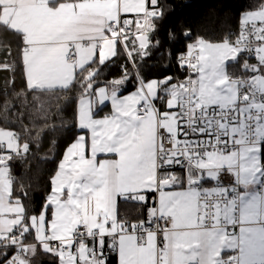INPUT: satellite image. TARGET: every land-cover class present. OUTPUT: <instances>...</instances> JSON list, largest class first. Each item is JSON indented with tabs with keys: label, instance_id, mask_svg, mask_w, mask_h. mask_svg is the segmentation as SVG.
Instances as JSON below:
<instances>
[{
	"label": "snow or ice",
	"instance_id": "obj_1",
	"mask_svg": "<svg viewBox=\"0 0 264 264\" xmlns=\"http://www.w3.org/2000/svg\"><path fill=\"white\" fill-rule=\"evenodd\" d=\"M168 10L167 0H0V41L16 38L25 80L18 103L0 104L21 128L0 126V264H264V0L216 38L208 25L182 30V81L141 71ZM121 57V74L103 79ZM0 71L16 69L0 61ZM66 127L37 203L32 160L48 163L43 140Z\"/></svg>",
	"mask_w": 264,
	"mask_h": 264
},
{
	"label": "trees",
	"instance_id": "obj_2",
	"mask_svg": "<svg viewBox=\"0 0 264 264\" xmlns=\"http://www.w3.org/2000/svg\"><path fill=\"white\" fill-rule=\"evenodd\" d=\"M249 0H167L169 5L168 14L162 23L158 25L159 31L156 33V38L159 40V48H153L151 56L144 62V66L141 71L148 77H161L165 75H171L177 80L182 76L183 69L177 67L176 56L177 53H183L188 41L185 37L181 36V31L186 28H191L194 33L200 34L206 32V25L210 27L213 32V37L216 38L220 35L219 29L225 27H235L241 10L246 7ZM169 32L175 34V39L169 38ZM10 48L11 56H5V49ZM17 53V40L11 35L3 37L0 41V61H11L13 67L16 69L15 75L11 71H0V104L5 99H8L11 103H18L14 98L15 92L24 88V75L22 69L18 65V58L15 56ZM170 53V55H166ZM124 58L121 57L116 61V66L111 67L104 71L102 78L109 79L112 76H119L121 74L120 65L123 64ZM132 65L128 66V72L131 74ZM14 79L15 84L6 87V80ZM128 90L131 91L132 85H128ZM59 107V105L57 106ZM110 107H106L102 114H107L110 111ZM20 111L27 113V108L17 110V114ZM75 113V105L70 104L61 113V118L65 125L70 127L73 123ZM15 121L14 115H8L0 112V126L6 129L11 128L16 131H21L20 125ZM26 124L28 121L25 119ZM51 124H60V119H53L49 121ZM72 132L68 128L57 130L50 133L43 140L41 145V151L38 156H48L49 162L41 164L39 159L32 160L31 171L36 172V165H40L41 174L38 181L39 186L35 188V200L38 203L41 196L45 194L48 189V173H50L55 164L51 162L53 158L58 157V154L63 150L66 142L71 139ZM55 139L58 144L51 145L50 141ZM51 147V154L49 149ZM19 175L22 170L16 169ZM34 206V205H33Z\"/></svg>",
	"mask_w": 264,
	"mask_h": 264
},
{
	"label": "built area",
	"instance_id": "obj_3",
	"mask_svg": "<svg viewBox=\"0 0 264 264\" xmlns=\"http://www.w3.org/2000/svg\"><path fill=\"white\" fill-rule=\"evenodd\" d=\"M183 73H184V74H183L182 76H180L178 80H180V81L184 80V78H185V75H186V72H185V70H183Z\"/></svg>",
	"mask_w": 264,
	"mask_h": 264
},
{
	"label": "crops",
	"instance_id": "obj_4",
	"mask_svg": "<svg viewBox=\"0 0 264 264\" xmlns=\"http://www.w3.org/2000/svg\"><path fill=\"white\" fill-rule=\"evenodd\" d=\"M130 92V91H129Z\"/></svg>",
	"mask_w": 264,
	"mask_h": 264
}]
</instances>
